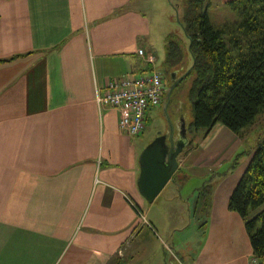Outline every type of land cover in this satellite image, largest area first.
Instances as JSON below:
<instances>
[{
	"label": "crops",
	"instance_id": "crops-1",
	"mask_svg": "<svg viewBox=\"0 0 264 264\" xmlns=\"http://www.w3.org/2000/svg\"><path fill=\"white\" fill-rule=\"evenodd\" d=\"M145 1L0 0V264H136L146 256L160 264L150 243L163 244L160 233L170 264H249V236L228 200L250 157L223 171L201 165L214 160L215 130H230L215 123L205 132V155L180 152L172 179L148 202L137 184L139 155L156 135L146 123L135 136L120 131L118 109L95 100L107 78L155 63L156 30L138 7ZM192 175L201 183L183 192ZM170 183L158 205L186 202L187 218L168 206L149 217ZM200 203L205 217L192 225Z\"/></svg>",
	"mask_w": 264,
	"mask_h": 264
},
{
	"label": "trees",
	"instance_id": "trees-1",
	"mask_svg": "<svg viewBox=\"0 0 264 264\" xmlns=\"http://www.w3.org/2000/svg\"><path fill=\"white\" fill-rule=\"evenodd\" d=\"M227 3L239 19L214 25L206 12L193 13L194 2L185 22L180 20L188 53L180 40L169 39L166 43L167 69L183 66L185 57L190 60L186 70L191 69L183 77L193 76L190 127L203 128L205 132L215 123L238 132L253 124L264 110V0ZM200 194L207 202L210 186L205 185ZM263 205L264 144L252 153L228 200V208L243 219L253 257L260 264L264 261Z\"/></svg>",
	"mask_w": 264,
	"mask_h": 264
},
{
	"label": "rangeland",
	"instance_id": "rangeland-1",
	"mask_svg": "<svg viewBox=\"0 0 264 264\" xmlns=\"http://www.w3.org/2000/svg\"><path fill=\"white\" fill-rule=\"evenodd\" d=\"M194 2L196 3V6L194 5ZM138 7L139 9L143 10L145 15L150 20L152 28H155L156 30V37L153 44V55L155 56L156 60L153 65L150 64L149 68L153 66L161 72L166 89L171 83L170 74L175 72L176 77H179L187 71L186 69L190 64L189 58L185 57V63L183 66L177 67L178 69L176 70L167 69L164 65L166 43L169 39L180 40L184 46L185 52L188 53V42L180 20L185 22V16L188 15L190 12L189 10L194 7V14L206 12L210 22L214 25H221L225 22H232L239 19L237 12L228 6V3L223 2L222 0H146L145 4L139 3ZM148 69L145 71L147 72ZM146 72L134 73L135 75H141L145 74ZM192 77L193 76L183 78L176 84L171 92L169 102H166L163 99L158 105L148 108L147 116H149V118L146 120V127H148L150 134L153 133L156 136L159 134H165L169 131L171 124L174 135H178L180 119L182 117L186 127L188 142L184 146L181 153H186L189 151V148H195L192 150H195V153L192 155L191 159L195 158L198 154L205 155L207 153V149H203L201 145L204 141L205 129H195L190 127V123L193 121L190 98ZM164 95L166 96V93ZM223 127L225 130H230L224 125ZM215 132V143L212 144L211 149L215 152L214 155L216 156V159L214 156L213 160L212 153V155L208 154L211 155L210 163L205 164L204 160V164H201L205 168L204 171H206V169H219L220 171H223L229 169L232 165L236 166L237 164H240L247 158L251 157L256 148L264 144V110L257 115L253 124L239 130L238 132H233L230 130L231 133H229V131L228 133H225L223 129H216ZM187 166L189 168L188 164ZM189 177H191V179L186 183L183 192H185V190L188 188L191 189L194 187V185L201 183V181L199 182L198 177H193V175ZM209 177L210 179L208 180V183L211 184L213 182V177L212 175ZM171 190H173L172 183H170L164 189V193H162L158 201L154 203L152 209L145 212L149 217L154 216L158 217L159 219L161 209H165L168 206L175 214H178L177 219H180L179 215L184 216V219L187 218L186 202L182 204L180 201H178V199H172L168 202L164 200L161 203V206L158 205L163 200L166 194L165 192H171ZM205 211L206 210L202 211L201 203L198 206L195 214L192 210H190L189 219L191 220L192 225L194 223L198 224L204 219ZM160 237H162V240L164 241L163 244H160L159 242L155 241V239L150 238L152 248L151 251L153 252L156 249L159 252L160 264H170V245L167 243L168 240L162 235V233H160ZM151 260L152 259H150L149 256H146L136 264H153Z\"/></svg>",
	"mask_w": 264,
	"mask_h": 264
},
{
	"label": "built area",
	"instance_id": "built-area-1",
	"mask_svg": "<svg viewBox=\"0 0 264 264\" xmlns=\"http://www.w3.org/2000/svg\"><path fill=\"white\" fill-rule=\"evenodd\" d=\"M147 60L152 63L154 57L149 55ZM103 89V93L96 90V102L118 109V128L131 136L142 132L148 108L158 105L166 91L163 76L157 69L142 75L127 73L107 78ZM249 264L260 263L252 256Z\"/></svg>",
	"mask_w": 264,
	"mask_h": 264
},
{
	"label": "water",
	"instance_id": "water-1",
	"mask_svg": "<svg viewBox=\"0 0 264 264\" xmlns=\"http://www.w3.org/2000/svg\"><path fill=\"white\" fill-rule=\"evenodd\" d=\"M190 69L191 67L179 77H176L175 72L170 74L171 83L166 89V102H169L173 88ZM187 142L186 127L181 117L178 135H174L173 127L170 124L167 133L157 135L141 151L139 155L140 173L137 184L140 193L148 202H152L167 182L172 179V175L178 167L177 156Z\"/></svg>",
	"mask_w": 264,
	"mask_h": 264
}]
</instances>
